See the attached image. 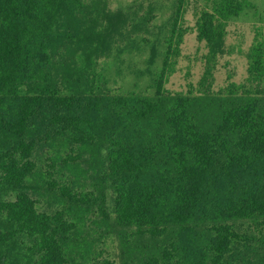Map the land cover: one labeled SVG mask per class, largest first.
Listing matches in <instances>:
<instances>
[{
  "label": "trees",
  "instance_id": "trees-1",
  "mask_svg": "<svg viewBox=\"0 0 264 264\" xmlns=\"http://www.w3.org/2000/svg\"><path fill=\"white\" fill-rule=\"evenodd\" d=\"M248 10L180 0L141 95L102 83L99 61L142 30L108 0H0V264H91L105 236L121 264H264L261 29L245 78L216 75ZM191 34L204 54L182 68Z\"/></svg>",
  "mask_w": 264,
  "mask_h": 264
},
{
  "label": "rangeland",
  "instance_id": "rangeland-1",
  "mask_svg": "<svg viewBox=\"0 0 264 264\" xmlns=\"http://www.w3.org/2000/svg\"><path fill=\"white\" fill-rule=\"evenodd\" d=\"M200 1L204 3V0ZM249 1L256 10H248L230 21L227 45L234 54L220 60L216 72L220 84L228 73H233L237 81L245 78L247 61L241 53L251 47L255 28L264 33V0ZM108 3L112 10L124 12L131 23L138 24L142 30L133 33L126 42L120 43L121 46L115 47L110 56L99 61L102 83L108 90L119 94L153 95L157 91L158 80L166 70L167 58L171 62V56L167 57L168 42L176 23L180 0H108ZM192 14L193 8H189L184 15L187 26L193 25ZM181 22L184 21L180 20L177 28L182 25ZM202 48L191 34L179 58L182 59V68L192 58L200 60L204 54ZM199 71H193L196 78ZM184 85L185 82L174 76L167 86L179 89ZM95 246L91 264H121L118 243L114 238L100 237Z\"/></svg>",
  "mask_w": 264,
  "mask_h": 264
}]
</instances>
